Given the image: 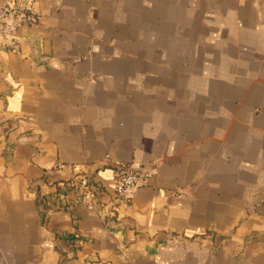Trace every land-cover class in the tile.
<instances>
[{
  "label": "crops",
  "instance_id": "crops-1",
  "mask_svg": "<svg viewBox=\"0 0 264 264\" xmlns=\"http://www.w3.org/2000/svg\"><path fill=\"white\" fill-rule=\"evenodd\" d=\"M34 5L0 34V264H264V0ZM119 160L151 172L122 203ZM83 172L105 210L62 206Z\"/></svg>",
  "mask_w": 264,
  "mask_h": 264
},
{
  "label": "built area",
  "instance_id": "built-area-1",
  "mask_svg": "<svg viewBox=\"0 0 264 264\" xmlns=\"http://www.w3.org/2000/svg\"><path fill=\"white\" fill-rule=\"evenodd\" d=\"M35 0H11L0 5V34L9 37L14 45L17 38V30L23 25H35L40 22L41 15L37 11ZM16 51H20L19 45H14ZM64 166V164H60ZM65 166H68L65 164ZM115 191L113 197L116 202H126L132 191L141 185L144 180L151 176L147 168L136 166L131 162L119 160L114 163ZM102 193L101 185L94 183L85 172L77 173L68 178L62 185L58 193V198L64 209L71 213L73 209L86 199L95 206L105 210L106 203L100 197ZM107 211L104 214H108ZM75 244L82 246L85 244V237L75 231L73 233Z\"/></svg>",
  "mask_w": 264,
  "mask_h": 264
}]
</instances>
